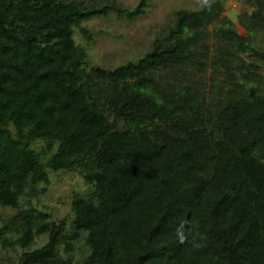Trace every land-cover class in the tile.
<instances>
[{
  "label": "trees",
  "instance_id": "16d2710c",
  "mask_svg": "<svg viewBox=\"0 0 264 264\" xmlns=\"http://www.w3.org/2000/svg\"><path fill=\"white\" fill-rule=\"evenodd\" d=\"M238 1L246 35L214 0L108 70L75 35L147 0H0V247L20 264H264V0ZM49 172L89 188L71 223L22 208Z\"/></svg>",
  "mask_w": 264,
  "mask_h": 264
},
{
  "label": "rangeland",
  "instance_id": "374dc122",
  "mask_svg": "<svg viewBox=\"0 0 264 264\" xmlns=\"http://www.w3.org/2000/svg\"><path fill=\"white\" fill-rule=\"evenodd\" d=\"M88 4L103 6L104 3L116 2L120 9L134 10L141 0H80ZM224 4V16L232 20L240 34L246 35L240 26L238 17L243 12H250L238 0H220ZM201 9L199 0H147L143 16L130 21L127 16L110 11L105 17H96L85 24L91 41L75 35V42L89 56L93 67L114 70L142 57L151 48L156 37L172 26L174 14L181 10L197 11ZM50 185H41L36 197L30 202L39 211L53 221L72 220L71 203L75 195H86L89 188L76 173L49 172ZM45 191V193H41ZM15 214L10 209L0 208V226L3 221ZM47 237H40L31 249L37 250L47 244ZM24 252L20 249L0 247V264H20Z\"/></svg>",
  "mask_w": 264,
  "mask_h": 264
},
{
  "label": "clouds",
  "instance_id": "9594fccd",
  "mask_svg": "<svg viewBox=\"0 0 264 264\" xmlns=\"http://www.w3.org/2000/svg\"><path fill=\"white\" fill-rule=\"evenodd\" d=\"M214 0H199V4L201 9L203 10H210L211 5L213 4ZM175 235L177 238V242L179 244H184L188 240V236L185 233L184 225L181 224L175 231ZM205 237L203 235L200 236V240L203 241ZM203 245L201 243H197L195 240H193V247L200 248Z\"/></svg>",
  "mask_w": 264,
  "mask_h": 264
}]
</instances>
